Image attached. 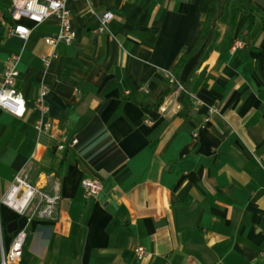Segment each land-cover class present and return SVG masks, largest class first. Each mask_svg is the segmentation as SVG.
Listing matches in <instances>:
<instances>
[{
  "label": "crops",
  "instance_id": "0c3cea01",
  "mask_svg": "<svg viewBox=\"0 0 264 264\" xmlns=\"http://www.w3.org/2000/svg\"><path fill=\"white\" fill-rule=\"evenodd\" d=\"M201 2L71 0L72 45L45 42L56 16H23L27 40L14 25L0 35V78L20 55L27 107L23 118L0 109V199L22 170L62 197L55 220L29 224L17 264H264V0H252L251 25L226 0L205 41ZM106 11L108 30L94 33ZM237 40L246 45L232 51ZM166 71L189 85V119L174 94L158 104ZM43 83L50 134L34 126ZM85 178L102 183L97 197L85 196ZM14 221L24 223L0 205L6 250Z\"/></svg>",
  "mask_w": 264,
  "mask_h": 264
},
{
  "label": "built area",
  "instance_id": "2783aa9c",
  "mask_svg": "<svg viewBox=\"0 0 264 264\" xmlns=\"http://www.w3.org/2000/svg\"><path fill=\"white\" fill-rule=\"evenodd\" d=\"M69 1L71 0H12L10 13L14 26L9 30V33L27 40L31 34V29L19 23L23 16L33 21L36 25L51 16H56L60 19V29L56 35L46 37L45 42L54 49L60 43L72 45L77 38V33L72 27L71 13L68 8ZM113 18L114 14L110 11L99 14V25L94 29V33L107 31L108 25ZM245 45V41L237 40L231 49L235 51ZM53 57H55V53L51 57L43 58L45 68L50 66ZM20 59V55L14 54L7 60L3 75L0 78V109L6 110L16 117L23 118L26 115L27 107L24 96L17 88ZM166 77L171 85L176 86L174 97L177 99L179 92L184 89L183 84L172 71H166ZM140 90L147 92L145 86L140 87ZM48 91V86L43 83L40 88V96L36 102L40 116L34 126L38 134H50L52 129V122L47 118L49 106L45 102ZM77 144V138H72L71 140L63 139L58 143L57 150L62 152ZM82 186L87 198L97 197L102 190V183L98 179L85 178L82 181ZM61 201L62 197L60 194L51 193L31 183L27 171L22 170L14 175L8 191L0 199V205H4L14 211L24 219V223L17 229L7 250L3 246L0 223V245L2 249L0 264H17L23 255L29 224L33 220H55L58 205ZM135 251L139 259H142L147 254L143 246L136 247Z\"/></svg>",
  "mask_w": 264,
  "mask_h": 264
},
{
  "label": "trees",
  "instance_id": "16d2710c",
  "mask_svg": "<svg viewBox=\"0 0 264 264\" xmlns=\"http://www.w3.org/2000/svg\"><path fill=\"white\" fill-rule=\"evenodd\" d=\"M12 0H0V35L3 36L5 31L14 25L10 13V5ZM226 0H202L201 9L204 13V20L202 22V30L200 33V41H205L210 34L213 32L218 19L223 13ZM234 13L236 11H242L247 17L248 25L252 24L254 20L256 9L252 3V0H235L233 5ZM177 77V76H176ZM170 84V83H169ZM183 84L184 89L181 90L177 96V101L181 105L179 115L186 119L191 117L192 113V99L190 95V88L188 84ZM176 91V86L171 85L169 88L161 95L159 105L161 106L166 98L174 94ZM79 143V140H78ZM78 145V144H77ZM96 159L94 158V161Z\"/></svg>",
  "mask_w": 264,
  "mask_h": 264
},
{
  "label": "water",
  "instance_id": "95a60500",
  "mask_svg": "<svg viewBox=\"0 0 264 264\" xmlns=\"http://www.w3.org/2000/svg\"><path fill=\"white\" fill-rule=\"evenodd\" d=\"M17 227H18V222L17 221H14L13 223H11L9 225L8 230L10 232H13V231H15L17 229Z\"/></svg>",
  "mask_w": 264,
  "mask_h": 264
}]
</instances>
